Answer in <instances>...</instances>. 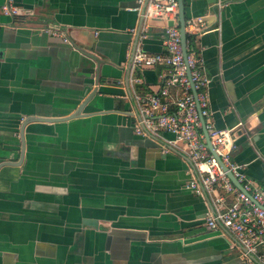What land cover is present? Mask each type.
<instances>
[{
	"label": "crops",
	"instance_id": "1",
	"mask_svg": "<svg viewBox=\"0 0 264 264\" xmlns=\"http://www.w3.org/2000/svg\"><path fill=\"white\" fill-rule=\"evenodd\" d=\"M137 1L0 0V264H262L207 228L179 148L134 133L129 79L157 92L166 71L131 69L134 43L161 53L179 28ZM183 5L214 126L243 122L232 159L264 190V0Z\"/></svg>",
	"mask_w": 264,
	"mask_h": 264
},
{
	"label": "built area",
	"instance_id": "2",
	"mask_svg": "<svg viewBox=\"0 0 264 264\" xmlns=\"http://www.w3.org/2000/svg\"><path fill=\"white\" fill-rule=\"evenodd\" d=\"M137 2L136 9L143 7L146 16L176 19L177 0ZM1 9L6 14L15 13V0H4ZM203 28L201 18L185 20V32L188 30L191 36ZM144 36L142 33L140 38ZM162 39L164 51L161 53L147 52L140 40L133 46L131 69L134 66L166 67L162 73L164 84L157 92H138L134 84H139L141 79H129L127 91L132 103L134 133L160 142L165 149L167 146L179 148L193 172L185 187L209 202L205 216L207 228L232 236L247 263L256 260L264 264V190L247 178L242 165L232 159L234 140L244 130V124L239 121L223 129L214 126L207 93L209 78L195 57L191 47L193 38L186 39V60L178 26H166ZM166 134L172 138H167ZM206 136L214 154L249 195L231 182L208 149Z\"/></svg>",
	"mask_w": 264,
	"mask_h": 264
},
{
	"label": "water",
	"instance_id": "3",
	"mask_svg": "<svg viewBox=\"0 0 264 264\" xmlns=\"http://www.w3.org/2000/svg\"><path fill=\"white\" fill-rule=\"evenodd\" d=\"M177 4H178V20H179V32H180V39H181V48H182V53H183V57L186 60V50H185V46H186V32H185V14H184V5H183V0H177ZM173 25V22H169V26ZM187 74L189 75V70L187 69ZM195 93V91H194ZM78 114L74 113L71 114L69 116H65V117H37V116H29L24 120L23 125H25L28 122L31 121H43V122H56V121H64L73 117H76ZM201 121H203V118H201ZM206 145L208 147V149L214 154L211 146H210V141L209 138L206 136ZM24 145L22 146V151H23ZM22 153V152H21ZM215 158L217 159V161L219 162V165L221 166V168L225 171L226 175L229 177V179L231 180V182L237 186L241 191L245 192V190L243 189V187L241 186V184L237 181V179L231 174V172H229L227 170V168L224 166V164L220 161L219 157H217L214 154ZM247 195L248 192H245Z\"/></svg>",
	"mask_w": 264,
	"mask_h": 264
},
{
	"label": "trees",
	"instance_id": "4",
	"mask_svg": "<svg viewBox=\"0 0 264 264\" xmlns=\"http://www.w3.org/2000/svg\"><path fill=\"white\" fill-rule=\"evenodd\" d=\"M187 40H191L192 39V36L191 35H189V34H187Z\"/></svg>",
	"mask_w": 264,
	"mask_h": 264
}]
</instances>
